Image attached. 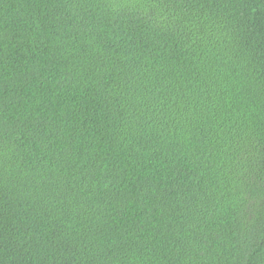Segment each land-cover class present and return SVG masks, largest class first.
Instances as JSON below:
<instances>
[{
  "label": "trees",
  "instance_id": "obj_1",
  "mask_svg": "<svg viewBox=\"0 0 264 264\" xmlns=\"http://www.w3.org/2000/svg\"><path fill=\"white\" fill-rule=\"evenodd\" d=\"M0 264H264V0H0Z\"/></svg>",
  "mask_w": 264,
  "mask_h": 264
}]
</instances>
